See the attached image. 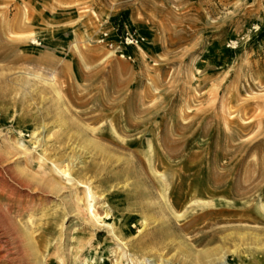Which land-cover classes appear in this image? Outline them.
<instances>
[{"label":"rangeland","instance_id":"1","mask_svg":"<svg viewBox=\"0 0 264 264\" xmlns=\"http://www.w3.org/2000/svg\"><path fill=\"white\" fill-rule=\"evenodd\" d=\"M128 31L145 41L124 47ZM38 127L105 148L87 176L148 264H264V0H0V254L15 252L0 264H37L31 230L41 264L77 249L116 264L107 229L65 214L11 151L14 128Z\"/></svg>","mask_w":264,"mask_h":264},{"label":"bare ground","instance_id":"2","mask_svg":"<svg viewBox=\"0 0 264 264\" xmlns=\"http://www.w3.org/2000/svg\"><path fill=\"white\" fill-rule=\"evenodd\" d=\"M33 43L37 44L36 40H34ZM58 97L60 99H62L60 93H58ZM60 119H61V122L66 123V120L64 119V117L60 118ZM54 122H56V121H54ZM68 126H69V124H68ZM65 128L66 127H64L63 129H65ZM92 130H93V128H92ZM52 131H55V130H53V129L45 130L44 127H38L36 129H34L33 132H32V134H33V139L32 140L34 142H32L30 140L28 142H25L24 138H25V136L27 134V131L14 128V132L18 136V139L15 141V143H12V141L10 139H8L7 140L8 143H9L8 145H10V149H11L12 152L15 153V151H16L15 156L18 155V156H20V158H22V157L23 158H27L28 163L35 164L39 168V170H40L39 175L40 176L38 175V181H39V183L41 182L40 185L44 184L47 188L51 189V192L53 191L54 193H56L60 197H62L61 201L64 204L63 206H65V210L64 211L67 212L65 214H69L70 213V214H72L71 217H76V218L81 219L82 221H86V222H88L90 224L91 227L96 228L97 230L102 228V227L107 229L108 233L111 236H113V238L118 242L117 243V248L120 251L118 249L117 250L120 252L119 253L120 254V260H117L116 264H126V262H131V263H134V264H137V263L148 264V258L150 256L146 257L147 253L143 254L142 256H140V255L138 256V255H134V254L130 253L129 250H127L126 247L128 245V241H125L124 236L122 238L121 235H118V233H117L118 228L115 225L116 224L115 220L113 219L114 220L113 222L110 221V219L112 217V214H113V211H112L113 209H112L111 205L106 201L105 197L100 196L95 191V188L93 186V182H92L91 178L87 176L89 172H91L92 170H95L96 167H98L97 165H94V166H91V167L89 165H87L88 164V160L93 158V157H95V156H93L92 151L94 150V148H98L99 150H103L105 148H103L94 139H91L90 137H87L88 135L87 136H85V135L81 136L82 133H80V132H77V133L74 132L76 134H72V133L60 134L58 136L59 139H56L57 140L56 141L55 139L52 138V136L54 137V134L52 133ZM93 134H95V133H93ZM80 136H81V138H78ZM53 140H55L57 143H59L60 146L63 145L65 147V145H67V150H68L67 153L64 152L63 155L60 153L62 156L58 157V158H57V156H56L57 154H55V152H54L55 155L54 154L53 155H49L48 152H47L48 151L47 146L50 143L52 144V142H55ZM64 147H63V149H64ZM13 149H14V151H13ZM33 152H39V156L36 159L32 158L30 156V154L33 153ZM94 153H95V151H94ZM10 155H9V157H10ZM95 159H96V157H95ZM93 161H95V160H93ZM96 161L94 163L98 162V161L97 162ZM150 161H151V158H150ZM25 162H26V160H25ZM100 162L101 161H99V163ZM25 167H26V165H25ZM24 168L21 167V169H20L21 171L20 172L23 175H25L26 179H27L28 178L27 176H31V174H29L30 170L28 172L27 171L28 167H27L26 170ZM97 169L100 170L101 167H100V169L99 168H97ZM52 173H54V175H52ZM29 179H31V177ZM15 180H16V182L19 185H21L23 187L28 186L26 181H24L19 176H17ZM36 182H37V180H36ZM35 184L38 185V183H35ZM45 186H43V188H45ZM80 189H83V194H80V192H79ZM47 191H48V189H47ZM37 192H39V191H37ZM212 205L213 204H211V203L203 204V206H212ZM99 209L103 210V214L99 213ZM176 216H177V214H176ZM178 216H179V214H178ZM31 232H33V230H31ZM31 232L27 231V235L29 237V242L28 243H29V245H31L33 247V250H34L33 252H35V257L37 258L36 262H34V263L41 264L42 259H41L40 253L38 252V248H37V240H36L37 238L35 239L32 236L33 234ZM89 243H90V241H89ZM134 243H136V242H133V244ZM22 244H23L22 241H18L17 242L16 249H18V251H21L23 249V247H22L23 245ZM137 245H138L140 250L143 249L144 245H142V243L138 242ZM32 247H31V249H32ZM4 250H5L4 246H2L0 251H4ZM144 250L146 251V249H144ZM188 250H190V249H188ZM188 250H187V252H188ZM150 251H152V250H150ZM90 252L91 251H87V253H86V251L84 249L83 250L82 249H77L74 252V254L71 255L72 256V264H97L96 256L94 254L90 253ZM14 253L15 252H10L9 250H7L5 254H2V255L0 254V263L2 262V260H6V259H11L12 261H14V259H13L14 258L13 257ZM234 253L239 255V251L234 252ZM43 254L44 253H42V255ZM192 254L196 255V253H194L193 251H192ZM205 254H206L205 250L201 251V253L198 251V256L205 255ZM158 255H159L158 256L159 259H157L158 257L156 259L161 261V263H155V264H171L170 263L171 260H169V259L166 260L164 255H160V254H158ZM43 259H45V258H43ZM191 260H192V258H191ZM43 261H42V263H44ZM152 261H156V260L154 259ZM215 262H216V260H215ZM195 264H197V263H195ZM216 264H229V262H227V253L226 252H224L222 255H220V257H219V259H218Z\"/></svg>","mask_w":264,"mask_h":264},{"label":"built area","instance_id":"3","mask_svg":"<svg viewBox=\"0 0 264 264\" xmlns=\"http://www.w3.org/2000/svg\"><path fill=\"white\" fill-rule=\"evenodd\" d=\"M145 41V37L137 32L128 31L125 33L122 37V45L124 47L129 46H136L139 47V45Z\"/></svg>","mask_w":264,"mask_h":264}]
</instances>
